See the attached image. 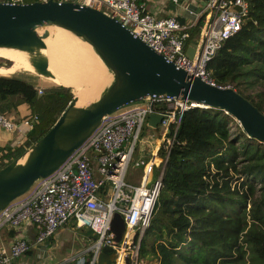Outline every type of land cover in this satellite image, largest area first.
Returning a JSON list of instances; mask_svg holds the SVG:
<instances>
[{
  "label": "trees",
  "instance_id": "trees-1",
  "mask_svg": "<svg viewBox=\"0 0 264 264\" xmlns=\"http://www.w3.org/2000/svg\"><path fill=\"white\" fill-rule=\"evenodd\" d=\"M247 3L240 26L220 42L206 68L215 84L231 86L264 113V0ZM8 64L19 63L0 57V65ZM64 80L37 94L31 82L0 74V112L15 121L36 115L22 140L0 145V168L50 127L72 89L77 95L72 80ZM163 104L155 102L154 110ZM232 121L219 108L182 110L169 147L159 145L151 166L156 176L164 159L140 256L157 264H264V143L236 123L231 132ZM86 229L90 243L95 233Z\"/></svg>",
  "mask_w": 264,
  "mask_h": 264
},
{
  "label": "built area",
  "instance_id": "built-area-1",
  "mask_svg": "<svg viewBox=\"0 0 264 264\" xmlns=\"http://www.w3.org/2000/svg\"><path fill=\"white\" fill-rule=\"evenodd\" d=\"M77 2L115 17L176 66L212 84L215 83L206 62L220 42L238 29L248 9L247 0H204L198 12L189 10L187 22H179L172 15L155 16L144 9L141 0ZM186 49L191 51V57ZM35 87L37 94L42 93V87ZM157 101L164 103L160 110H154ZM137 102L141 104L128 110L103 114L89 134L52 171L35 179L24 193L0 209V227L15 229L21 223H30L35 230L33 242L38 243L70 220L75 227H89L95 238L76 257H67L65 262L95 264L98 252L107 246L114 252V264H147L139 254V244L148 224L164 159L149 185L147 173H142L137 183H130L124 179L125 172L135 145L148 142V132L145 128L141 133V125L149 112L158 113L161 118L157 139L150 143L148 157L140 161L146 171L158 162L159 145L169 147L182 110L196 104L185 98L156 95ZM35 121V114L15 121L9 114L0 112V129L18 131L19 140ZM114 211L124 223L118 241L113 240L109 225ZM29 246L25 237L13 235L7 245L0 247V264H11Z\"/></svg>",
  "mask_w": 264,
  "mask_h": 264
},
{
  "label": "water",
  "instance_id": "water-1",
  "mask_svg": "<svg viewBox=\"0 0 264 264\" xmlns=\"http://www.w3.org/2000/svg\"><path fill=\"white\" fill-rule=\"evenodd\" d=\"M176 19L183 22L178 16ZM41 24L64 30L85 45L109 80L77 113H72L71 98L42 135L0 168V209L24 193L35 179L52 171L103 114L152 95L180 97L197 102V106L219 108L244 133L264 143V113L247 98L231 86L209 83L176 66L99 8L73 0H0V44L21 46L31 66L28 71L36 77L51 78L40 52L37 26ZM185 52L191 57L189 49ZM160 118V114L149 112L145 121L156 135ZM109 225L113 240L118 241L124 227L118 212L112 213ZM113 256V251L100 250L95 264H114Z\"/></svg>",
  "mask_w": 264,
  "mask_h": 264
},
{
  "label": "crops",
  "instance_id": "crops-1",
  "mask_svg": "<svg viewBox=\"0 0 264 264\" xmlns=\"http://www.w3.org/2000/svg\"><path fill=\"white\" fill-rule=\"evenodd\" d=\"M77 1V0H73ZM144 9L151 12L157 17H164L172 15L179 17L180 20L187 22L189 20L190 12H198L204 5V0H141ZM28 82L34 81L40 87H45L38 79L31 77L23 78ZM36 86V85H34ZM148 132L147 141H142L132 154V157L127 166L125 175L128 176L126 181L130 183H137L141 178V174L147 173L146 184H151L156 176L153 170L146 171L141 160H145L150 153V143L157 139L158 133L154 132L149 127H145ZM157 125V131H158ZM21 135L18 131L16 134L6 132L0 129V145L5 143H17ZM12 141V142H11ZM153 174V175H152ZM34 227L30 223H21L15 229L6 226L0 227V247L5 246L11 240L13 235L18 234L25 237L29 243V248L21 255L12 259L11 264H69L64 260L76 257L89 244L86 238V227H75L72 221H67L65 224L56 229L54 234L50 235L41 242L35 243ZM87 254V253H86Z\"/></svg>",
  "mask_w": 264,
  "mask_h": 264
},
{
  "label": "bare ground",
  "instance_id": "bare-ground-1",
  "mask_svg": "<svg viewBox=\"0 0 264 264\" xmlns=\"http://www.w3.org/2000/svg\"><path fill=\"white\" fill-rule=\"evenodd\" d=\"M37 30L44 70L51 77L53 71L82 83L77 95H73L72 98V113H77L97 96L102 85L109 80V76L96 58L88 52L86 46L64 30L42 24L37 26ZM0 56L20 62L21 67H31L26 52L19 45L0 44Z\"/></svg>",
  "mask_w": 264,
  "mask_h": 264
},
{
  "label": "rangeland",
  "instance_id": "rangeland-1",
  "mask_svg": "<svg viewBox=\"0 0 264 264\" xmlns=\"http://www.w3.org/2000/svg\"><path fill=\"white\" fill-rule=\"evenodd\" d=\"M2 57V56H0ZM2 58H5V57H2ZM8 59V58H7ZM14 61V60H13ZM16 62V61H15ZM11 63V61L9 62V64ZM19 64H17V66H14V67H10L9 64L8 66H2L0 65V74H6V75H14V76H17V77H21V78H25L26 77H31L33 76L34 78L38 79L39 82L43 83L42 85L44 86H53L55 83L57 84H60L62 85V83H64V79H69V80H72L73 82V86L77 87L78 90L82 87V83L80 81H78L77 79L75 78H72V77H65V76H61L53 71L52 74H53V77H51L49 80L48 79H45V78H42V77H36L35 75H33L32 73H30L28 70H31V67H21V64L20 62H18ZM33 85H37V83L34 81L32 83ZM44 90H42V93H43ZM250 92V91H248ZM41 94V93H40ZM74 94V90L72 89V96ZM87 104V103H86ZM85 104V105H86ZM141 102H129V103H126L125 105L119 107L118 109H116L115 111H113L112 113H119V112H122V111H125V110H128L132 107H135L137 105H140ZM233 119V118H232ZM238 124L234 119L233 121L230 123V131L231 132H234L236 131V124ZM6 132H10V133H14L16 134V131L13 130V131H6ZM12 142V141H11ZM137 144L135 145V148H134V151L135 149L137 148ZM153 175V174H152ZM128 176H124V179L126 180ZM144 261H146L147 264H157L154 262L153 258L151 259H147V257H143Z\"/></svg>",
  "mask_w": 264,
  "mask_h": 264
}]
</instances>
